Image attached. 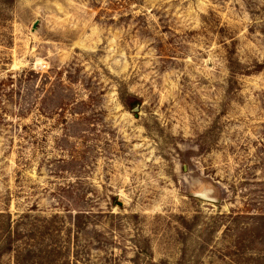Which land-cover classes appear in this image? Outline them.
<instances>
[{"label": "rangeland", "instance_id": "374dc122", "mask_svg": "<svg viewBox=\"0 0 264 264\" xmlns=\"http://www.w3.org/2000/svg\"><path fill=\"white\" fill-rule=\"evenodd\" d=\"M0 264H264V0H0Z\"/></svg>", "mask_w": 264, "mask_h": 264}, {"label": "trees", "instance_id": "16d2710c", "mask_svg": "<svg viewBox=\"0 0 264 264\" xmlns=\"http://www.w3.org/2000/svg\"><path fill=\"white\" fill-rule=\"evenodd\" d=\"M121 101H122L123 106L126 109L133 110L139 106V102H137L136 99L134 98H130V99L124 98V99H121Z\"/></svg>", "mask_w": 264, "mask_h": 264}]
</instances>
